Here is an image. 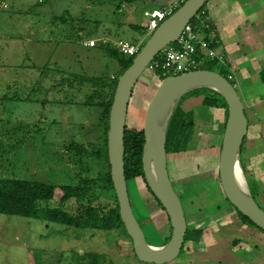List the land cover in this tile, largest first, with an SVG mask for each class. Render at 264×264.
Returning a JSON list of instances; mask_svg holds the SVG:
<instances>
[{
  "label": "rangeland",
  "instance_id": "obj_1",
  "mask_svg": "<svg viewBox=\"0 0 264 264\" xmlns=\"http://www.w3.org/2000/svg\"><path fill=\"white\" fill-rule=\"evenodd\" d=\"M8 3L4 6L0 1V177L56 184L55 200L59 201L62 196L59 186L76 184L79 172L85 174L89 168L88 175L95 177L105 169L102 159L94 155L77 156L70 149L82 144L92 151V145L97 143L94 129L101 112L99 107L86 104L87 94L91 93L89 86L72 85L74 74L114 76L121 68L103 49L88 47L86 42L101 37L103 30L107 31L105 37L102 35L106 40L111 36L114 41L118 40L115 38L134 41L138 31L127 22L129 14L118 12L116 5L120 0H9ZM56 16H66L67 23L62 19L56 23ZM97 20L101 27L96 26ZM149 36L139 41L144 45ZM202 67L219 70L211 60ZM158 86L159 80L146 70L130 100L129 129H143L147 106ZM196 92L205 94L201 88ZM200 104V99L186 104L194 109V132L201 127L205 129L209 115L217 119L213 114L218 108L204 106L209 115L202 117L205 126L198 127ZM208 127L211 126L204 131L212 132ZM193 137L195 140L196 135ZM192 140L190 145H197ZM212 140L222 145L221 140L218 143L215 138ZM205 142L206 147L214 145ZM212 152L194 147L186 153L168 155L173 184L187 218L192 221L199 212H208L210 223L217 221L220 212L235 213L236 208L220 190L219 159ZM79 158L83 159V165L76 162ZM242 166L252 194L264 208L263 200L259 199V185L250 179L246 165ZM128 189L148 242L163 245V232L170 236L172 231L167 214L160 209L143 177L129 179ZM54 203L51 201L50 205ZM153 206L158 213L151 221ZM161 218H165L166 225L163 226ZM227 219L230 221L231 217ZM226 221L225 226H234ZM45 223L33 217L0 213V264H81L79 256L86 252L106 253L116 264H155L139 260L132 241L118 230L106 233ZM185 244L179 256L166 264H189Z\"/></svg>",
  "mask_w": 264,
  "mask_h": 264
},
{
  "label": "water",
  "instance_id": "obj_2",
  "mask_svg": "<svg viewBox=\"0 0 264 264\" xmlns=\"http://www.w3.org/2000/svg\"><path fill=\"white\" fill-rule=\"evenodd\" d=\"M209 0H185L150 35L132 64L119 76L109 114L108 156L111 176L120 207V216L139 260L166 264L175 260L184 246L188 221L179 193L171 178L166 136L170 118L181 98L200 88L219 92L227 103L225 124L219 158V177L222 189L230 203L253 223L264 230V208L246 184L236 178L237 164L248 132L249 120L244 101L235 85L221 73L197 69L177 76L165 77L151 98L144 119V145L142 154L146 183L154 197L166 211L170 224V239L163 245L148 242L143 227L131 204L125 169V134L131 97L136 83L148 64L168 45L176 42L185 27ZM243 167V166H242Z\"/></svg>",
  "mask_w": 264,
  "mask_h": 264
},
{
  "label": "crops",
  "instance_id": "obj_3",
  "mask_svg": "<svg viewBox=\"0 0 264 264\" xmlns=\"http://www.w3.org/2000/svg\"><path fill=\"white\" fill-rule=\"evenodd\" d=\"M0 1L9 5V0ZM181 2L182 0H132L130 3L120 2L116 7L121 15L129 14L127 22L131 24V27L141 25L145 29L146 24H142L145 10L178 5ZM200 15L202 21L207 20L209 25L208 33L206 28L202 29L200 36L206 37L218 57L224 59V61L216 59L215 65L219 67L218 69H224L228 75H233L232 80L240 89V95L242 93L241 97L245 104L249 126L240 155L241 162L249 169L250 179L259 185V199L264 202V0H209ZM99 23L100 21L97 20L95 24L101 27ZM144 29L137 30L135 39H146L148 35ZM101 33V37L94 39H102V35L104 37L107 35L106 30ZM108 38L113 40L111 36ZM197 99L201 102L199 106L201 115L197 126L201 127L205 126L202 117L209 115L205 113V107L202 105L204 96H190L182 103H185L182 107L186 111H194L186 104ZM213 115L217 119L214 120L209 115L207 119L212 122V125L207 120L208 124L205 126V129L211 126L208 128L212 132L206 133L201 127L199 132L194 133L195 140H192L197 145H189L188 150L194 147H200L201 150L212 149V153L218 155L219 159L221 146L214 144L212 139L215 138L216 143L220 140L222 142L226 123L225 109L218 108ZM210 137L211 141L208 139ZM205 141L214 145L206 147L208 143ZM162 210L167 214L164 209ZM157 213L158 210L154 206L150 208L149 220L152 221ZM219 214L217 221L224 219L223 222L212 221L210 223L211 218L208 212L207 214L199 212L194 221L187 218L188 229L203 232L199 242L189 240L185 244L189 264H264V231L245 223L238 217L239 215L232 217L231 214H238L236 210L235 213L225 214L223 211ZM166 216L171 227L169 217ZM229 217L231 220L226 221ZM161 221L163 226L166 225L165 218H161ZM225 221L226 223L232 222L234 226H225ZM163 233L166 243L169 235L166 232ZM151 243L162 245L158 242Z\"/></svg>",
  "mask_w": 264,
  "mask_h": 264
},
{
  "label": "trees",
  "instance_id": "obj_4",
  "mask_svg": "<svg viewBox=\"0 0 264 264\" xmlns=\"http://www.w3.org/2000/svg\"><path fill=\"white\" fill-rule=\"evenodd\" d=\"M131 1L132 0H120V2L126 3H130ZM184 1L181 3L183 4ZM205 6L206 4L200 9L198 14H201L204 11ZM178 8L179 7H177L175 11ZM60 19H62L64 23H67L66 16H56L54 20L57 23ZM191 22H197L196 16ZM204 22L205 24H208L207 20ZM132 26H134L133 28H135V30L144 29L141 25ZM206 31L208 33V27L206 28ZM134 42H139V39H134ZM91 48L103 49L108 56L115 58L119 62L121 68L114 76H112V74L98 76L79 73L74 74L73 82L70 81L72 85L74 86L79 83V85L83 87L89 86L88 88L91 89V93L87 94L86 104L99 107L101 112L98 123L94 129L97 132V143L96 145H92V151L89 152L88 148L82 144L72 145L70 149L75 151L77 156L87 157L94 155L96 158L102 159L105 163V169L100 171L95 177L88 175L89 168L86 170L87 172L85 174L79 172V179L76 184L59 186L62 190V196L59 201L55 200V192L57 189L56 184L19 178L0 177V213L37 218L46 222L47 225L56 222L71 227L104 230L106 233L112 230H118L123 233L126 238H129L132 241L121 219L119 202L112 181L111 165L108 156V130L110 108L119 76L132 64L136 55H126L121 53L112 45L103 44L102 41H99L95 47ZM213 64L215 65V62ZM200 69L205 68L201 67ZM208 69L217 71L225 77L228 75L224 69L215 70L211 67ZM230 81L235 85L232 79H230ZM201 89L205 93L202 105L224 108L227 120L228 110L224 97L213 89ZM198 90L196 89L184 95L170 118L166 136L167 155H179L186 152L189 148L190 142L195 133L194 130L196 123L193 110L186 111L182 107V103L188 96L202 95L201 93L196 92ZM144 141L143 129H129L128 126H126L125 169L128 180L143 177L146 183L142 163ZM76 162L78 165L84 164L82 158H79ZM146 186L152 193L147 183ZM221 188L222 186H220V190ZM221 191L225 199L230 203L225 196L223 189ZM51 201L55 202L54 205H50ZM159 205L164 209L160 203ZM235 210L245 223L258 227L243 213L237 209ZM202 234L203 232L201 230L188 229L185 242L189 240L199 242ZM170 236L166 241L170 239ZM79 260L81 261V264H116L109 259L108 254L99 252H86L79 256Z\"/></svg>",
  "mask_w": 264,
  "mask_h": 264
},
{
  "label": "built area",
  "instance_id": "obj_5",
  "mask_svg": "<svg viewBox=\"0 0 264 264\" xmlns=\"http://www.w3.org/2000/svg\"><path fill=\"white\" fill-rule=\"evenodd\" d=\"M184 1V0H182ZM4 6H7L6 3ZM178 7L173 4L164 9L145 10L144 16L147 18L146 32L151 35L153 31L168 18ZM197 22H190L184 29L179 39L165 47L156 57L148 64L147 69L159 81L168 76H177L182 73L200 69L207 61L220 59L216 51L210 46L206 37H201V30L209 28L208 24L202 21L201 15H196ZM99 41L105 45H112L119 52L126 55H136L142 43L119 39L116 41L102 39H90L86 42L88 46L95 47ZM232 79L233 75H228Z\"/></svg>",
  "mask_w": 264,
  "mask_h": 264
},
{
  "label": "bare ground",
  "instance_id": "obj_6",
  "mask_svg": "<svg viewBox=\"0 0 264 264\" xmlns=\"http://www.w3.org/2000/svg\"><path fill=\"white\" fill-rule=\"evenodd\" d=\"M235 174H236L237 181L242 186H245L247 188V186L249 185L248 180H247V176L245 175L244 169H243V167L240 164H237L236 173ZM246 184H248V185L246 186Z\"/></svg>",
  "mask_w": 264,
  "mask_h": 264
},
{
  "label": "clouds",
  "instance_id": "obj_7",
  "mask_svg": "<svg viewBox=\"0 0 264 264\" xmlns=\"http://www.w3.org/2000/svg\"><path fill=\"white\" fill-rule=\"evenodd\" d=\"M150 37V36H149ZM227 78H228V75H227ZM229 80H230V78H228ZM233 79V78H232ZM161 81H159V83H160ZM236 87V86H235ZM168 165H169V163H168ZM171 174V173H170ZM172 230V229H171ZM185 244V243H184Z\"/></svg>",
  "mask_w": 264,
  "mask_h": 264
}]
</instances>
